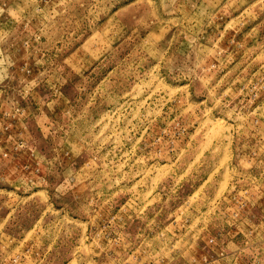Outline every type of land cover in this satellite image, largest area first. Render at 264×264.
Here are the masks:
<instances>
[{
  "label": "rangeland",
  "instance_id": "obj_1",
  "mask_svg": "<svg viewBox=\"0 0 264 264\" xmlns=\"http://www.w3.org/2000/svg\"><path fill=\"white\" fill-rule=\"evenodd\" d=\"M0 264H264V0H0Z\"/></svg>",
  "mask_w": 264,
  "mask_h": 264
},
{
  "label": "bare ground",
  "instance_id": "obj_2",
  "mask_svg": "<svg viewBox=\"0 0 264 264\" xmlns=\"http://www.w3.org/2000/svg\"><path fill=\"white\" fill-rule=\"evenodd\" d=\"M214 127H221V122L220 121L214 122Z\"/></svg>",
  "mask_w": 264,
  "mask_h": 264
}]
</instances>
